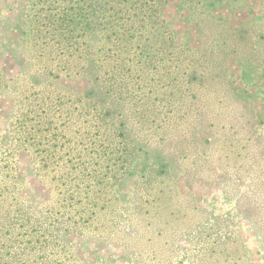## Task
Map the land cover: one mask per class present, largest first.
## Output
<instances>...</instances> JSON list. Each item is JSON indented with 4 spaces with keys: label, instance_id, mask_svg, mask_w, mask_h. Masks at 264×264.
<instances>
[{
    "label": "rangeland",
    "instance_id": "1",
    "mask_svg": "<svg viewBox=\"0 0 264 264\" xmlns=\"http://www.w3.org/2000/svg\"><path fill=\"white\" fill-rule=\"evenodd\" d=\"M75 2L0 0V264H264V0H166L129 53L69 47Z\"/></svg>",
    "mask_w": 264,
    "mask_h": 264
},
{
    "label": "trees",
    "instance_id": "2",
    "mask_svg": "<svg viewBox=\"0 0 264 264\" xmlns=\"http://www.w3.org/2000/svg\"><path fill=\"white\" fill-rule=\"evenodd\" d=\"M72 1V0H71ZM166 0H76L63 18L61 32L66 36L69 47L78 44V38L92 39L99 32H107L106 39L112 46L119 47L120 40L127 37L125 49L129 53L132 40L146 28L147 20L159 13L160 6ZM138 24L141 27L138 28ZM156 23V22H155ZM157 27L155 31H157ZM104 39V37H103ZM124 40V39H123ZM150 43L144 49L150 47ZM112 60V58H111ZM113 78L105 79L115 90ZM115 81H118L115 79ZM115 85V86H114ZM118 87V86H117ZM112 89V90H113ZM110 93V90H108Z\"/></svg>",
    "mask_w": 264,
    "mask_h": 264
}]
</instances>
